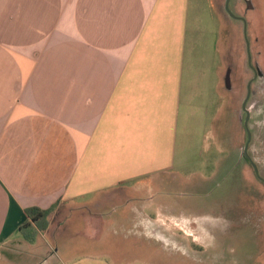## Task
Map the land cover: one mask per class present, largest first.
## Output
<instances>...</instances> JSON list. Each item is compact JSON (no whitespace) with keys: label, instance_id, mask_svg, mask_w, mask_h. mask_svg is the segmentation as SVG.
I'll use <instances>...</instances> for the list:
<instances>
[{"label":"crops","instance_id":"1","mask_svg":"<svg viewBox=\"0 0 264 264\" xmlns=\"http://www.w3.org/2000/svg\"><path fill=\"white\" fill-rule=\"evenodd\" d=\"M220 33L215 0H0V264H179L112 234L144 228L172 247L199 245L205 226L150 219L145 196L187 181L181 170L208 136L225 148L228 110L233 163L253 197L264 62L253 46L252 75L240 57L228 62ZM52 205L25 240V209ZM129 211L144 217L130 222Z\"/></svg>","mask_w":264,"mask_h":264},{"label":"rangeland","instance_id":"2","mask_svg":"<svg viewBox=\"0 0 264 264\" xmlns=\"http://www.w3.org/2000/svg\"><path fill=\"white\" fill-rule=\"evenodd\" d=\"M224 1L215 0L221 17V45L226 50L228 62L234 63V59L240 57L243 70L252 75L247 62L250 64L251 59V64H254L252 55L257 47L262 53L259 57L264 62V6L260 4L245 6L243 0H229L230 11L244 17L246 21L243 23L240 19L229 16L224 9ZM256 15L259 20L255 19ZM255 37L258 43L254 40ZM252 46L256 48H253V51ZM261 75L264 77L263 72ZM261 80L259 84L262 83ZM262 86H259L260 91H263ZM247 89L249 91L246 86V92ZM262 100L263 98L260 97V110L264 108ZM231 126L232 121L228 110L227 137L223 144L225 148H215L212 145V139L208 136L206 141L210 144V148L205 150L194 164L181 170L184 175L187 174L185 175L187 181L168 183L169 185L161 186L160 189L149 192L145 196L146 205L149 208L144 216L150 219L160 216L165 222H170L171 217L174 216L180 219L189 217L200 226L206 227L204 230H197L202 239L199 245L194 244L196 247H193L194 250H186V245L172 247L169 237L153 235L150 229L144 228H131L125 231L119 229L112 234V238L119 242L125 237L142 238L147 250L161 247L164 255L170 252L176 255L179 264H264V122L260 117L259 155L256 157L260 178L258 191H253V197L249 195L250 193L245 195V190L243 193L241 189L245 181L239 176L236 168L238 164L233 163L236 153L232 150L235 138L232 135ZM246 138L248 140V135ZM247 151L250 155L251 148ZM252 175L255 176L253 172ZM256 201L259 207L258 217L255 206L253 207ZM235 207L239 209V213L228 211ZM115 211L112 216H119ZM125 215L130 222H137L144 217H138L131 211ZM230 216H235L238 221L228 222ZM186 238L188 242L191 239L188 236L178 237V240L183 243L181 240L186 241Z\"/></svg>","mask_w":264,"mask_h":264},{"label":"trees","instance_id":"3","mask_svg":"<svg viewBox=\"0 0 264 264\" xmlns=\"http://www.w3.org/2000/svg\"><path fill=\"white\" fill-rule=\"evenodd\" d=\"M55 206L56 205H52L47 209H40L38 207H29L25 209L28 220H26L19 229L25 240H33L37 230L45 228L47 222L46 218L55 209Z\"/></svg>","mask_w":264,"mask_h":264},{"label":"water","instance_id":"4","mask_svg":"<svg viewBox=\"0 0 264 264\" xmlns=\"http://www.w3.org/2000/svg\"><path fill=\"white\" fill-rule=\"evenodd\" d=\"M229 0H225L224 1V9L225 11L229 14V16L233 17V18H236V19H240L243 21V23L245 22V19L243 17H239V16H236L235 14H233L230 9H229ZM249 88V85L247 86ZM249 93V91H248ZM247 93V95H248ZM246 99H244L243 103H242V109L246 112L247 114V110H246ZM246 120L247 118L245 119V122L246 123ZM247 133H248V140H249V137H250V134H249V130L247 129ZM246 147H247V144H245V147H244V150H246ZM254 170H255V173L258 175V172H257V169H256V166H254Z\"/></svg>","mask_w":264,"mask_h":264},{"label":"flooded vegetation","instance_id":"5","mask_svg":"<svg viewBox=\"0 0 264 264\" xmlns=\"http://www.w3.org/2000/svg\"><path fill=\"white\" fill-rule=\"evenodd\" d=\"M237 16V15H236ZM239 17H241V16H239ZM242 21V20H241ZM243 22V21H242ZM253 68V71H254V74H259L260 73V71H259V69H258V67L256 66V64L252 67Z\"/></svg>","mask_w":264,"mask_h":264}]
</instances>
